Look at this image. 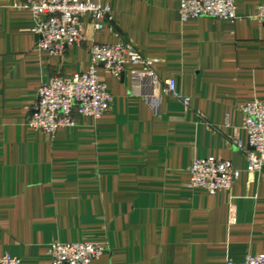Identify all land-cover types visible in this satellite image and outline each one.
I'll return each instance as SVG.
<instances>
[{
	"label": "crops",
	"instance_id": "obj_1",
	"mask_svg": "<svg viewBox=\"0 0 264 264\" xmlns=\"http://www.w3.org/2000/svg\"><path fill=\"white\" fill-rule=\"evenodd\" d=\"M28 0H0V256L51 264L52 242L106 244L94 264H225L264 254V168L247 170L242 107L264 102V0H233L234 21H182L179 0H91L113 21L55 57L36 46ZM129 43L174 78L189 105L138 82V65L99 76L113 99L95 120L53 136L27 125L43 82L87 69L92 43ZM229 160L239 170L228 190L190 186L196 158Z\"/></svg>",
	"mask_w": 264,
	"mask_h": 264
},
{
	"label": "built area",
	"instance_id": "obj_2",
	"mask_svg": "<svg viewBox=\"0 0 264 264\" xmlns=\"http://www.w3.org/2000/svg\"><path fill=\"white\" fill-rule=\"evenodd\" d=\"M30 11L34 20L32 31L38 36L36 46L55 57H61L65 46L80 45L86 40L82 19L88 15L96 29L113 21L111 8L91 0H28L21 5ZM179 16L182 21L209 17L234 21L238 18L233 0H179ZM254 17L264 22V4L257 7ZM110 28L113 29L112 24ZM90 64L86 70L70 78L55 75L43 82L37 93V100L27 117V125L50 134L65 126L75 124L74 114L92 119L101 118L109 109L112 95L99 76L98 67L103 65L115 77H119L126 65H138L133 73L138 82L148 78L151 84H162L170 96L179 99L185 106L189 98L182 96L174 78L161 79L153 70V60L139 54L129 43H92L89 49ZM243 128L247 135L248 148L238 140L235 145L244 150L249 171L264 168V102L257 99L242 107ZM190 186L202 187L210 194L228 190L238 178L239 170L229 160L213 156L196 158L189 167ZM106 250L103 242L77 241L52 242L48 253L51 264H94ZM0 264H21V258L5 254ZM225 264H264V254L246 255L243 260L227 259Z\"/></svg>",
	"mask_w": 264,
	"mask_h": 264
},
{
	"label": "water",
	"instance_id": "obj_3",
	"mask_svg": "<svg viewBox=\"0 0 264 264\" xmlns=\"http://www.w3.org/2000/svg\"><path fill=\"white\" fill-rule=\"evenodd\" d=\"M121 75H122V73H121Z\"/></svg>",
	"mask_w": 264,
	"mask_h": 264
}]
</instances>
